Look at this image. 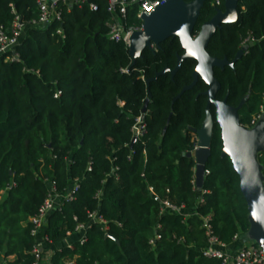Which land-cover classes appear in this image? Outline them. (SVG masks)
Here are the masks:
<instances>
[{"label":"trees","instance_id":"obj_1","mask_svg":"<svg viewBox=\"0 0 264 264\" xmlns=\"http://www.w3.org/2000/svg\"><path fill=\"white\" fill-rule=\"evenodd\" d=\"M107 8V0H88L64 9L61 21L36 26L30 23L39 15L36 0H0V31L16 18L24 24L17 59L0 57V258L34 264L39 240L31 217L50 182L62 194L76 182L75 200L48 216L51 264H223L202 252L209 235L230 245L236 234L246 237L249 221L239 177L221 154L218 125L201 188L194 159L186 155L195 145L192 129L205 118L207 86L199 78L174 101L193 79L196 62L187 59L173 78L166 72L148 87L147 79L176 66L183 54L179 39L170 37L133 61L123 43L107 37ZM215 13L206 0L195 31ZM129 22L137 21L131 16ZM250 41L233 68L214 69L217 98L232 106L247 98L239 110L243 125L264 105V0H240L237 21L223 24L207 51L231 61ZM148 90L145 132L132 143ZM164 201L183 206L182 212H162ZM96 210L106 230L90 222ZM78 225L87 227L86 241L80 244L74 234L72 247H61Z\"/></svg>","mask_w":264,"mask_h":264},{"label":"water","instance_id":"obj_2","mask_svg":"<svg viewBox=\"0 0 264 264\" xmlns=\"http://www.w3.org/2000/svg\"><path fill=\"white\" fill-rule=\"evenodd\" d=\"M239 1L224 0L223 9H216L214 16L203 22L199 30L195 31L206 0H166L153 12L142 16L143 27L131 35L128 53L135 61L142 57L145 49L154 51L160 43L170 37L179 39L183 54L177 56L176 66L173 69L165 68L154 77L147 79L148 87L152 81L166 72H169L173 78L185 60L191 59L196 62L192 82L184 86L174 98V100L179 98L186 90L191 89L199 78L207 86L203 92L207 97L205 118L198 129H192L196 135V148L186 153L195 162V183L198 188L203 185L206 163L211 154L213 130L215 125H218L222 140L221 154L231 160L233 169L239 177L240 192L247 206L249 229L246 237L264 251V173L258 159L259 153L264 152V118L255 126L246 127L241 124L239 116V110L246 102V97L238 106L230 105L227 97L221 100L216 98L221 84L215 77L214 69H223L225 65L232 67L247 47L241 48L232 61L211 56L207 51L209 41L215 32L223 24L237 21ZM252 44L253 42L250 41L249 45ZM151 96L148 90V97L145 99L138 124L145 119ZM212 107L214 114L211 111ZM136 140L135 130L132 143ZM107 236L113 238L110 234Z\"/></svg>","mask_w":264,"mask_h":264},{"label":"built area","instance_id":"obj_3","mask_svg":"<svg viewBox=\"0 0 264 264\" xmlns=\"http://www.w3.org/2000/svg\"><path fill=\"white\" fill-rule=\"evenodd\" d=\"M166 0H107L108 8L107 11L110 14L108 21V33L107 37L110 41L123 43L128 49L130 45L131 35L143 27L142 16L144 14H150L160 4ZM88 0H36L39 15L36 20L31 21L32 25L44 26L50 25L52 22L61 21L64 9L70 11L73 6H82ZM212 6H219L221 0H210ZM65 7V8H63ZM89 7L91 10L96 11L98 6L94 3H90ZM131 16H134L136 23L129 22ZM24 24L19 18H16L10 29H2L0 31V57H3L4 61L16 60L17 56L14 54V48L18 46ZM57 33L63 35L61 29L57 30ZM10 52V53H9ZM61 91L55 93V97L61 95ZM264 118V105L261 107L260 112L251 120L250 125L246 127H253L257 122ZM140 117L137 119V125L134 127L136 135L141 136L145 132V125L139 123ZM196 148V144L194 148ZM264 160V152L259 153L258 159ZM208 171L205 170V174ZM50 193L45 199L44 203L40 207L38 213L31 217L30 222L32 224L31 234L38 238V242L32 250L35 261L34 264H51V257L53 250L47 247V243H50L48 236L44 230L47 226L48 216L54 211L62 210L66 203H70L75 200L76 192L78 191L79 185L75 182L74 185L69 188L64 194L58 193L54 182L49 183ZM162 212L171 211L174 213H181L183 206H176L167 201L163 203ZM90 222L98 223L102 225L103 229H107V222L99 214L98 210L89 214ZM205 227L207 228V234H210V217L205 218ZM85 225H78L74 232L67 233V239L61 247L68 246L72 247L71 241L69 240L74 234H80L78 241L83 244L86 241ZM240 237L236 234L233 240H237ZM209 245L202 250L206 257H215L222 260L223 264H264V251L253 241L247 239L245 244L234 252H228L225 250L226 244L220 242L217 237L209 235ZM4 260L3 264H5ZM66 264H75L74 260H68Z\"/></svg>","mask_w":264,"mask_h":264},{"label":"crops","instance_id":"obj_4","mask_svg":"<svg viewBox=\"0 0 264 264\" xmlns=\"http://www.w3.org/2000/svg\"><path fill=\"white\" fill-rule=\"evenodd\" d=\"M3 197H4V193H2V195L0 196V201L2 200ZM186 214L188 215L189 213ZM246 241H247V237L240 236L237 240H234L230 245H227L225 247V250L228 252H234L240 249L245 244ZM4 260H5L4 257L1 256L0 264H3Z\"/></svg>","mask_w":264,"mask_h":264},{"label":"flooded vegetation","instance_id":"obj_5","mask_svg":"<svg viewBox=\"0 0 264 264\" xmlns=\"http://www.w3.org/2000/svg\"><path fill=\"white\" fill-rule=\"evenodd\" d=\"M216 9H218V6L216 7ZM213 16H214V15H213ZM213 16H212V17H213ZM212 17H211V18H212ZM207 21H208V20H207ZM245 46L248 48V46H249V42H248V44H247V43H243L242 46L239 48V50H240L241 48L245 47ZM239 50H238V51H239ZM246 50H247V49H246ZM246 50H245V51H246ZM238 51H237V53H238ZM245 51L243 52V54L245 53ZM237 53H236V54H237ZM236 54H235V56H236ZM243 54L241 55V57L243 56ZM241 57H240V58H241ZM234 58H235V57H234ZM223 59H224V58H223ZM226 59H227V58H226ZM229 61H230V60H229ZM231 61H232V60H231ZM226 66L231 67V66H229V65H225V67H226ZM233 66H234V65H233ZM233 66H232L231 68H233ZM225 67H224V68H225ZM224 68H223V69H224ZM164 69H165V68H164ZM219 69H221V68H219ZM216 98H217V95H216ZM224 98H225V97H224ZM177 99H178V98H177ZM217 99H219V98H217ZM175 100H176V99H175ZM175 100H174V101H175ZM220 100H221V99H220ZM206 101H207V100H206ZM205 107H206V106H205ZM212 110H213V111H212ZM211 111H212V113L214 114V108H213V107L211 108Z\"/></svg>","mask_w":264,"mask_h":264}]
</instances>
